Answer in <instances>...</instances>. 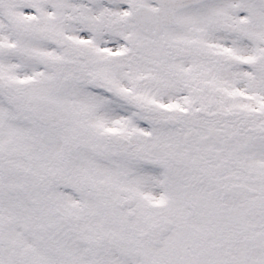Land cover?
<instances>
[{"label":"snow or ice","instance_id":"snow-or-ice-1","mask_svg":"<svg viewBox=\"0 0 264 264\" xmlns=\"http://www.w3.org/2000/svg\"><path fill=\"white\" fill-rule=\"evenodd\" d=\"M0 264H264V0H0Z\"/></svg>","mask_w":264,"mask_h":264}]
</instances>
